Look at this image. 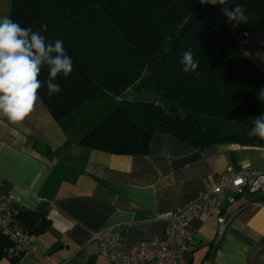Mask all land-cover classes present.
<instances>
[{
    "label": "trees",
    "instance_id": "16d2710c",
    "mask_svg": "<svg viewBox=\"0 0 264 264\" xmlns=\"http://www.w3.org/2000/svg\"><path fill=\"white\" fill-rule=\"evenodd\" d=\"M8 17L36 32L47 25L41 34L49 43L61 40L72 60L69 76L54 81L61 91L49 96L45 83L38 97L66 142L142 155L152 135L161 132L200 149H264V140L249 134L264 113V77L242 57L216 5L10 0ZM189 49L198 68L184 73L181 54ZM39 79L47 81V66ZM232 122L245 126L229 129ZM16 220L29 234L49 223L29 211H18ZM5 244L0 236V256Z\"/></svg>",
    "mask_w": 264,
    "mask_h": 264
},
{
    "label": "crops",
    "instance_id": "0c3cea01",
    "mask_svg": "<svg viewBox=\"0 0 264 264\" xmlns=\"http://www.w3.org/2000/svg\"><path fill=\"white\" fill-rule=\"evenodd\" d=\"M232 3L242 5L248 26L264 27V0ZM9 7L10 0H0V18ZM246 148L200 149L159 132L145 154H112L66 142L39 98L23 121L0 114V192L16 198L18 211L49 221L30 234L36 251L17 264H106L89 240L101 229L119 237L124 251L142 239L164 238L166 215L213 184L227 165L245 163L237 151ZM237 205L216 243L213 216L190 222L186 264H264V194H246ZM0 264L15 263L2 255Z\"/></svg>",
    "mask_w": 264,
    "mask_h": 264
},
{
    "label": "built area",
    "instance_id": "2783aa9c",
    "mask_svg": "<svg viewBox=\"0 0 264 264\" xmlns=\"http://www.w3.org/2000/svg\"><path fill=\"white\" fill-rule=\"evenodd\" d=\"M221 7L216 5L240 54L264 77V27L251 28L245 20L229 23ZM225 7L234 8L232 0ZM233 23H236L235 27ZM251 193L264 194V162L238 167L227 165L213 184L166 215L164 238L139 240L127 251L123 250L122 240L108 229L91 232L89 240L96 244L98 254L106 264H186L184 251L193 237L190 222L194 218L205 220L213 216L216 243L238 211V200ZM17 213L16 198L0 192V236L6 241L2 252L11 261L19 262L33 254L37 246L28 231L17 223Z\"/></svg>",
    "mask_w": 264,
    "mask_h": 264
},
{
    "label": "clouds",
    "instance_id": "9594fccd",
    "mask_svg": "<svg viewBox=\"0 0 264 264\" xmlns=\"http://www.w3.org/2000/svg\"><path fill=\"white\" fill-rule=\"evenodd\" d=\"M200 2L222 6L221 11L229 23L246 20L240 3L230 8L225 7L230 0ZM44 31L47 25L41 26V32ZM41 32L22 27L9 17L0 18V114L11 122L23 121L31 113L45 83L49 96L59 93L61 88L55 79L61 74L67 78L73 70L63 42L57 39L49 43ZM180 63L184 73L196 72L198 68L191 49L181 54ZM45 66L48 79L41 81L39 77ZM249 134L264 140V113L255 117Z\"/></svg>",
    "mask_w": 264,
    "mask_h": 264
},
{
    "label": "rangeland",
    "instance_id": "374dc122",
    "mask_svg": "<svg viewBox=\"0 0 264 264\" xmlns=\"http://www.w3.org/2000/svg\"><path fill=\"white\" fill-rule=\"evenodd\" d=\"M134 96L131 94V97ZM130 97V96H129ZM153 97V96H152ZM245 126V124L240 123H229V129H237L238 127ZM238 157L242 160V162H245L243 164L249 163V164H259L261 162H264V149L256 148V147H250L246 149H238L237 151ZM247 161V162H246ZM252 194H258V193H252ZM250 194V195H252Z\"/></svg>",
    "mask_w": 264,
    "mask_h": 264
}]
</instances>
